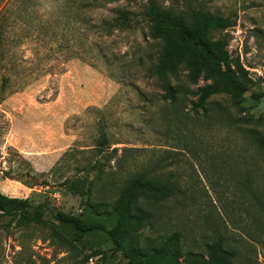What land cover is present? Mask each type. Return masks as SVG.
Wrapping results in <instances>:
<instances>
[{
    "label": "rangeland",
    "instance_id": "obj_1",
    "mask_svg": "<svg viewBox=\"0 0 264 264\" xmlns=\"http://www.w3.org/2000/svg\"><path fill=\"white\" fill-rule=\"evenodd\" d=\"M8 1L0 0V12ZM20 1L17 14L42 33L38 41L50 47L58 38L63 50H76L63 73L43 74L0 101V191L43 206L47 221L19 226L0 217V264H79L96 250L102 254L81 264H127L107 234L79 236L56 213L105 221L121 189L142 172L166 179L174 193L141 201L140 247H163L178 235V264H187L188 251L206 255V244L221 239L236 251L232 264H264V147L253 139L264 136V0H200L236 21L214 36L229 38L233 61L253 80L240 100L215 95L205 108L195 95L204 80L192 84L181 73L173 100L150 75L160 44L139 14L148 0L121 2L138 14L131 28L107 36L101 25V56L88 38L99 29L88 32L87 24L111 18L116 4L76 26L66 0ZM100 135L108 141L98 153ZM85 176L95 178L90 195L62 186ZM92 205L101 207L94 213Z\"/></svg>",
    "mask_w": 264,
    "mask_h": 264
},
{
    "label": "trees",
    "instance_id": "obj_2",
    "mask_svg": "<svg viewBox=\"0 0 264 264\" xmlns=\"http://www.w3.org/2000/svg\"><path fill=\"white\" fill-rule=\"evenodd\" d=\"M137 0H66L64 9L72 12L75 24H81V19L96 11L99 7L109 4L117 6L110 9L111 18L98 22L97 27L87 24V31L99 29V36L89 38V46L101 56V25L111 36L116 30H126L133 23L139 22L138 14L131 5ZM22 1L9 0L0 12V101L8 95L27 86L33 79L43 74H61L65 71L67 58L74 56L75 48L63 50L61 39H56L54 46H48L45 41H38L39 31H29V27L17 13ZM14 7L15 10H8ZM147 23L150 37L159 42L160 50L149 67L152 77L158 78L165 98L176 99L178 92L175 82L180 80L181 73L186 74L187 81L198 84L202 79L206 85L195 92L198 96L197 106L205 108L207 101L215 95L226 94L234 100H240L253 83L248 71L240 61L234 62L229 52V38H217L216 31H226L236 26V21L212 13L203 1L184 0L182 4L166 5L162 0H148L139 11ZM21 17V18H20ZM91 38V39H90ZM26 46H30L29 48ZM30 54V56L28 55ZM260 97L261 95H256ZM255 142L264 147V136L255 135ZM108 139L99 137L93 150L101 152ZM9 173H4L7 176ZM100 180V177H96ZM95 178L75 177L66 179L62 186L74 195H90ZM47 184V183H45ZM174 187L164 178L153 176L149 172L134 175L121 189L120 196L114 203L112 213H107L105 221L85 220L80 216L56 213V219L62 225L70 227L79 236H90L105 233L112 241L114 248L121 251L127 258V264H178L183 256L179 246L178 235L172 237L163 247L139 246L141 231L147 220L141 213V201L150 199L163 200L172 196ZM96 213L101 205H92ZM43 206H35L29 198L11 197L0 191V217L9 216L11 222L19 226L33 223L47 224L43 216ZM107 212V211H106ZM111 223L108 226L107 223ZM102 254L96 250L89 258ZM187 264H232L236 251L229 249L223 240L206 244V255L188 251Z\"/></svg>",
    "mask_w": 264,
    "mask_h": 264
}]
</instances>
